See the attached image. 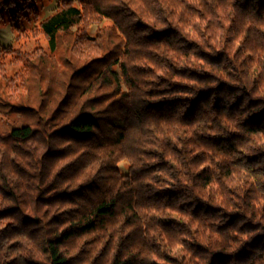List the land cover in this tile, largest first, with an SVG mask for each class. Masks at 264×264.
Segmentation results:
<instances>
[{"label": "trees", "instance_id": "trees-1", "mask_svg": "<svg viewBox=\"0 0 264 264\" xmlns=\"http://www.w3.org/2000/svg\"><path fill=\"white\" fill-rule=\"evenodd\" d=\"M45 1L0 0V264H264V0Z\"/></svg>", "mask_w": 264, "mask_h": 264}, {"label": "rangeland", "instance_id": "rangeland-1", "mask_svg": "<svg viewBox=\"0 0 264 264\" xmlns=\"http://www.w3.org/2000/svg\"><path fill=\"white\" fill-rule=\"evenodd\" d=\"M61 0H50V1H45V4L42 6V13H43V17L49 16L51 15L55 8L57 7L58 3ZM110 23V21L108 20H104L103 22H101L100 24H93L91 29H89V35L91 36H95L96 31L99 27H103L105 25H108ZM13 24V23H12ZM10 23H7V25L5 26H0V52L4 49H7L11 46H15L18 47L17 45H15V35L12 31L11 25ZM19 25V26H24V24L21 21H15V23L13 25ZM27 43V42H26ZM29 46H31V43H27L26 46L22 47L23 50H30V48H28ZM33 48V47H32ZM16 69H19V67H17ZM11 73V72H10ZM0 91H2L1 87H0ZM27 93V91H24V88H22L21 90L17 91L14 93V100L18 101V99L21 97V95ZM3 120L0 119V124H2ZM127 163L126 161H122L120 164V171L122 174H126L127 173ZM1 199V198H0ZM6 222L4 221H0V229H2L5 226Z\"/></svg>", "mask_w": 264, "mask_h": 264}]
</instances>
